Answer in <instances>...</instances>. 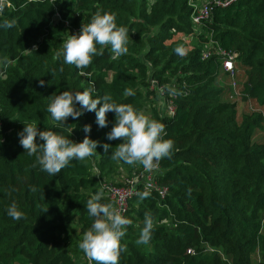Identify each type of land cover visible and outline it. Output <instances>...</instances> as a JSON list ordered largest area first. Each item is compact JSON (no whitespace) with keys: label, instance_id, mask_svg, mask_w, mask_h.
Segmentation results:
<instances>
[{"label":"trees","instance_id":"obj_1","mask_svg":"<svg viewBox=\"0 0 264 264\" xmlns=\"http://www.w3.org/2000/svg\"><path fill=\"white\" fill-rule=\"evenodd\" d=\"M9 1L0 14V264H90L79 243L94 219L85 204L103 189L96 170L100 178L116 179L130 166L112 159L122 142L107 138L114 112L103 128L96 111L69 117L67 128L52 119L51 96L66 90H91L93 98L107 93L143 113L149 107L150 119L164 126L162 138L173 143L156 176L168 194L162 199L147 191V198L131 199L119 264H264V113L241 112L231 100V84V90L224 84L229 76L219 57L202 58L210 37L237 52L245 75L241 101L264 106V0L215 7L199 32L189 0ZM97 11L114 13L117 25L132 33L127 54L114 59L110 47L97 45L88 67L65 64L57 53L69 27L55 14L82 28ZM174 32L195 38L194 46L186 49L187 41L175 39ZM177 47L185 50L183 56ZM151 79L164 95L150 89ZM166 86L179 93L173 116L158 107L170 96ZM125 89L135 94L126 97ZM23 122L78 143L90 136L99 142L97 152L50 175L24 152L18 135ZM85 125H91L90 133ZM105 144L111 145L107 151ZM144 191L140 185L138 193ZM13 202L24 218L8 216ZM101 203L114 206L104 189ZM146 212L154 223L151 240L137 245Z\"/></svg>","mask_w":264,"mask_h":264},{"label":"clouds","instance_id":"obj_2","mask_svg":"<svg viewBox=\"0 0 264 264\" xmlns=\"http://www.w3.org/2000/svg\"><path fill=\"white\" fill-rule=\"evenodd\" d=\"M3 26L10 28L13 23L4 21ZM128 40V30L117 25L114 13L97 11L89 23H83L77 34H71L63 41L57 57L62 56L67 65H75L83 69L88 67L93 57L98 54L97 45L101 46V49L110 47L115 59L127 54ZM176 53L183 56L184 49L177 47ZM40 83L43 86L44 81L41 80ZM166 87L170 94H179L171 86ZM123 94L127 97L135 93L131 89H125ZM51 97L47 111L54 121L65 128L68 127L65 122L69 117L77 119L85 110L96 111L97 123L101 128L108 125L107 114L115 113V123L107 138L122 142L112 151L113 160L123 161L129 165L139 164L146 171H151L155 167L154 162L171 157L173 143L162 138L164 126L135 109L133 105L118 104L107 93L103 97L93 98L91 90L82 92L66 90ZM77 104L80 105L79 110ZM101 104L102 106L98 108ZM23 123L25 127L18 135L24 152L29 156H35L41 170L50 175L55 176L74 159L84 161L97 152L99 142L91 139L90 136H86L78 143L51 130L41 131L35 123ZM83 130L85 133H90L91 125H85ZM37 136L43 143H37ZM110 147L111 145L105 144V151ZM138 195L143 200L149 196V193L144 191ZM102 197L103 189L91 196L85 204L88 215L94 219L92 226L84 233L79 248L90 264L93 261L95 264H119L121 252L126 251V246L121 244V238L125 236L126 227L131 221L122 215L120 209L111 204L101 203ZM7 214L13 220L24 218V213L18 209L15 202L8 207ZM153 227L152 215L146 212L144 226L136 241L137 245L147 244L151 240Z\"/></svg>","mask_w":264,"mask_h":264},{"label":"built area","instance_id":"obj_3","mask_svg":"<svg viewBox=\"0 0 264 264\" xmlns=\"http://www.w3.org/2000/svg\"><path fill=\"white\" fill-rule=\"evenodd\" d=\"M149 1L153 3L155 0ZM234 1L236 0H189L190 5L193 7L192 22L196 31H201V25L211 18L215 7H226ZM4 6H11L10 1L0 0V14L4 9ZM54 19H62L65 22L69 27L68 36L71 34H77L81 29L80 27L75 26L71 20L66 19L58 12L55 14ZM178 34L179 36H175V39L188 40L190 38V36H186L184 33ZM214 55L219 57L224 72H227L230 78V84L234 91L233 96H240L241 90L238 89L239 84L236 80L238 73V53L231 49L223 48L216 40L210 37L202 48V58L208 59ZM150 81V89L156 90L159 94L164 95V88L159 86L156 80L151 79ZM175 98L176 95L170 94L169 97H163L161 102H158V107L163 109L168 116H173L175 113ZM157 171L158 166H155L151 171H146L144 168H141L132 173L131 171H128V173L121 174L116 179H106L104 177L100 178L99 172L96 170V176L99 179L101 187L105 190V195L113 201L114 207L120 209L122 215L127 218L130 201L138 194L140 185H143L146 191L157 192L162 199L167 196L168 187L158 183L156 180Z\"/></svg>","mask_w":264,"mask_h":264},{"label":"rangeland","instance_id":"obj_4","mask_svg":"<svg viewBox=\"0 0 264 264\" xmlns=\"http://www.w3.org/2000/svg\"><path fill=\"white\" fill-rule=\"evenodd\" d=\"M65 3L66 4L69 3L70 5H74V2H70V1H66ZM131 35H132V33L129 36L128 43L133 44V39H132ZM174 36H179L178 32H174ZM192 39H195V38H190L188 40H185V41H187V48L186 49H190L191 47L194 46V43H191V40ZM169 42L170 41H168L167 43H169ZM196 43H197V41H195V44ZM237 65H238V68L239 69H238V73H237V76H236V80H237V82L239 84L238 89L241 90V82L245 79V75H244V70H243V68H241L239 66V63H237ZM226 81H227V83H224V84L227 85V86H229V90H231L230 89L231 87H230V84H229L230 83V78L228 79V77L225 76V82ZM231 100L238 102V104L240 105L241 112L242 111H249L250 110V111H262L264 113V106L259 105L257 103V101H255V100H253V101L251 100L250 102L243 103L241 101V97L240 96H233V97H231ZM144 114L146 116H148L149 118H151V110H150L149 107H146V109L144 110ZM262 135L264 136V133H262Z\"/></svg>","mask_w":264,"mask_h":264},{"label":"crops","instance_id":"obj_5","mask_svg":"<svg viewBox=\"0 0 264 264\" xmlns=\"http://www.w3.org/2000/svg\"><path fill=\"white\" fill-rule=\"evenodd\" d=\"M141 168H143V166L142 165H139V164L130 165L129 167H124L123 168L124 171L121 174L128 173V171H131V173H132L133 171L138 170V169H141Z\"/></svg>","mask_w":264,"mask_h":264},{"label":"water","instance_id":"obj_6","mask_svg":"<svg viewBox=\"0 0 264 264\" xmlns=\"http://www.w3.org/2000/svg\"><path fill=\"white\" fill-rule=\"evenodd\" d=\"M154 163H155V166L159 165V161L158 162H154ZM262 217L264 218V213H263Z\"/></svg>","mask_w":264,"mask_h":264}]
</instances>
